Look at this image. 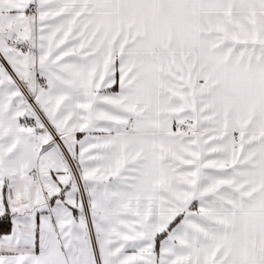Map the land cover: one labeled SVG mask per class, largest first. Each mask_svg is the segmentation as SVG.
<instances>
[{
	"label": "snow or ice",
	"instance_id": "obj_1",
	"mask_svg": "<svg viewBox=\"0 0 264 264\" xmlns=\"http://www.w3.org/2000/svg\"><path fill=\"white\" fill-rule=\"evenodd\" d=\"M0 264H264V0H0Z\"/></svg>",
	"mask_w": 264,
	"mask_h": 264
}]
</instances>
